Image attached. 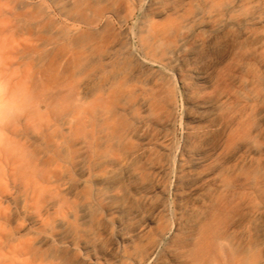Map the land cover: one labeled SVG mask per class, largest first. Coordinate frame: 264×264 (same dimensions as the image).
Returning a JSON list of instances; mask_svg holds the SVG:
<instances>
[{"label": "rangeland", "instance_id": "1", "mask_svg": "<svg viewBox=\"0 0 264 264\" xmlns=\"http://www.w3.org/2000/svg\"><path fill=\"white\" fill-rule=\"evenodd\" d=\"M167 5L0 0L8 108L0 119V264H206L218 257V230L204 234V217L224 203L226 178L264 179V89L247 86L250 66L219 64L230 61L231 47L218 39L224 30L232 38L236 27L219 26L211 10L168 46L190 50V58H154L152 23L173 12ZM253 29L246 25L243 34ZM226 49V59L212 56ZM126 56L132 67L174 78V115L165 117L163 137L111 136ZM258 70L264 80V67ZM166 92L171 101L174 91ZM132 140L141 147L131 151Z\"/></svg>", "mask_w": 264, "mask_h": 264}, {"label": "crops", "instance_id": "2", "mask_svg": "<svg viewBox=\"0 0 264 264\" xmlns=\"http://www.w3.org/2000/svg\"><path fill=\"white\" fill-rule=\"evenodd\" d=\"M164 4H168L166 7L173 12L158 16L152 23L156 26L155 31L150 33L156 47L154 58L158 61L173 56L190 58V50L184 52L169 49L168 46L180 42L181 32L184 27L190 26L191 20L201 19L202 11L211 10L219 26L226 27L229 24L236 27L232 38H227L228 33L224 30L218 39L220 44L229 42L231 47L228 55L230 61H220L219 64H233L238 69L250 66L253 79L247 86L254 91L264 89V80L258 70L264 67V0H164ZM246 25L254 27L251 35L243 34L242 28ZM238 28H241L239 32ZM229 31L233 33V30ZM157 38H161V41ZM226 51H219L212 56L226 59ZM123 63L122 95L113 102L112 116L108 121L112 129L111 136H165L160 127L165 117L172 119L174 115L177 89L174 78L164 77L161 71L151 66L132 67L127 56ZM170 87L174 91L171 101L166 92ZM140 147L137 141L129 142L131 151ZM223 182L225 193L220 195V201L224 203L219 205L213 215L204 217V234L215 232V229L219 233L218 241L215 242L218 257L207 258L206 264H264V179L234 176ZM130 215L146 216L140 211H131ZM257 233L260 235L258 240L239 239L240 234L247 238Z\"/></svg>", "mask_w": 264, "mask_h": 264}, {"label": "bare ground", "instance_id": "3", "mask_svg": "<svg viewBox=\"0 0 264 264\" xmlns=\"http://www.w3.org/2000/svg\"><path fill=\"white\" fill-rule=\"evenodd\" d=\"M2 88L0 87V119L2 117V115L4 114V112L8 111V108H6L4 102H3V97H2V92H1ZM6 114V113H5ZM165 173V172H164ZM163 188V187H162ZM194 221V220H193ZM197 225V223H194ZM195 225V226H196Z\"/></svg>", "mask_w": 264, "mask_h": 264}]
</instances>
